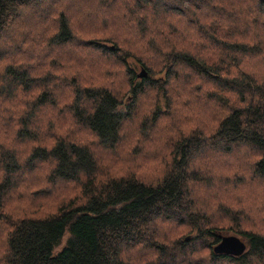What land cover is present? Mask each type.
Wrapping results in <instances>:
<instances>
[{
    "label": "trees",
    "instance_id": "obj_1",
    "mask_svg": "<svg viewBox=\"0 0 264 264\" xmlns=\"http://www.w3.org/2000/svg\"><path fill=\"white\" fill-rule=\"evenodd\" d=\"M237 3L0 0V264H264V230L230 216L245 250L214 253L226 229L188 199L193 160L238 145L264 191V79L242 69L264 59V0ZM200 91L214 112L195 104L155 180L103 161Z\"/></svg>",
    "mask_w": 264,
    "mask_h": 264
},
{
    "label": "rangeland",
    "instance_id": "obj_2",
    "mask_svg": "<svg viewBox=\"0 0 264 264\" xmlns=\"http://www.w3.org/2000/svg\"><path fill=\"white\" fill-rule=\"evenodd\" d=\"M235 6H238L237 0ZM248 1V0H243ZM244 5V4H243ZM241 5V6H243ZM29 20V19H27ZM264 27V26H263ZM262 37L260 32H257L256 40L253 45L257 44V40ZM247 43V42H246ZM105 45H109L106 43ZM85 50L75 46H69L62 49L61 54H77L81 55ZM263 58L257 57H243L242 69L246 72L253 73L258 76L257 78L264 79V62ZM97 60L93 57V63L96 64ZM142 68L136 67V76ZM199 85V83H196ZM123 101H129V97L125 95ZM153 102V98L148 96L143 99L140 107H145ZM202 103L209 110H215L213 104H208L207 100L203 97V91L194 93L191 97L184 94L181 98L175 99V108L168 110L167 113L173 115L170 119L163 120L159 126L150 128L147 137L144 139L142 135L136 134L138 125L132 123L126 131L123 139V146L121 148L111 151H102V159L107 164L111 165L114 169L122 171L131 170L138 177H143L145 181L155 180L159 175L161 163L167 161V153L171 149V143L177 136V131H185L188 126L185 124V117H194L197 114L195 104ZM162 100L159 105L162 106ZM161 110H165L161 108ZM144 113V111H142ZM209 115V114H208ZM210 116V115H209ZM208 116V117H209ZM213 116L209 118L211 122ZM180 121V122H179ZM202 122H207L206 119H201ZM137 127V129H136ZM136 129L135 134L126 140L129 133ZM167 130L164 132L163 130ZM163 138H167V141ZM162 142L164 147L157 148V142ZM159 144V143H158ZM167 151V152H166ZM256 152H251L245 146L238 145L233 148L229 155L219 154L217 152H203L199 154L191 164L192 170L196 174L198 180L191 181V186L188 187V199L194 206V210L199 214H203L210 223L214 220L219 225L225 228L220 235L222 236H236L239 235L232 233L228 227L232 229L236 226L230 221V216H238L240 227L247 229L264 230V191L260 186L259 181L252 175L250 164L254 159ZM155 164L156 170L151 166ZM217 205L224 207L231 214L219 213L216 211ZM193 210V211H194ZM236 216V217H237ZM186 229H179L177 234L184 235V241L188 242L193 232L191 230L186 232ZM170 236V235H168ZM242 239V238H241ZM243 240V239H242Z\"/></svg>",
    "mask_w": 264,
    "mask_h": 264
},
{
    "label": "water",
    "instance_id": "obj_3",
    "mask_svg": "<svg viewBox=\"0 0 264 264\" xmlns=\"http://www.w3.org/2000/svg\"><path fill=\"white\" fill-rule=\"evenodd\" d=\"M146 73L140 70L138 77H145ZM214 253H224L228 255L238 256L245 250V244L236 236H221L217 244L212 248Z\"/></svg>",
    "mask_w": 264,
    "mask_h": 264
}]
</instances>
